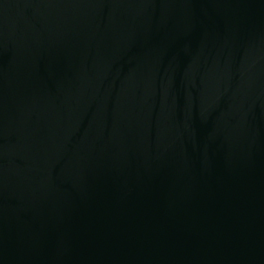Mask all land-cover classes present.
Returning <instances> with one entry per match:
<instances>
[{"label": "water", "instance_id": "water-1", "mask_svg": "<svg viewBox=\"0 0 264 264\" xmlns=\"http://www.w3.org/2000/svg\"><path fill=\"white\" fill-rule=\"evenodd\" d=\"M0 264H264V0H0Z\"/></svg>", "mask_w": 264, "mask_h": 264}]
</instances>
